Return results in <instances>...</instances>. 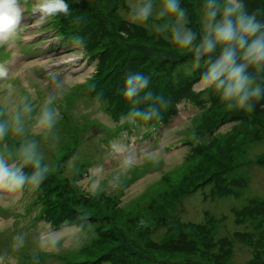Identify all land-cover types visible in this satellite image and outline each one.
<instances>
[{
	"label": "rangeland",
	"instance_id": "374dc122",
	"mask_svg": "<svg viewBox=\"0 0 264 264\" xmlns=\"http://www.w3.org/2000/svg\"><path fill=\"white\" fill-rule=\"evenodd\" d=\"M65 2L69 16L59 14L35 27L34 0H22L25 11L14 42L0 46V63L8 70L0 80V122L9 125L0 153L7 159L21 144L34 142L48 167L38 189L0 192V264H220V256L224 264H264V113L246 112L251 122L238 124L218 120L207 109L218 95L193 91L200 81L194 52L178 48L170 33H156L158 21L143 27L128 23V0ZM81 2L91 12H83L88 22L96 20L90 28L115 25H107L114 31L106 34L103 52L116 44L124 49L115 55V66L103 63V53L88 52L72 40L86 29L81 20H72ZM203 2L181 0L188 26L197 33L195 43ZM247 2L246 9L252 13L255 7L264 22V0ZM128 44L139 50L130 55L122 47ZM153 46L167 51L164 59L141 72L150 64L141 56L152 57ZM167 57L170 64L164 65ZM136 59L142 62L137 72L150 79L138 105L122 94ZM181 60L185 65L173 71ZM159 82L166 86L155 95ZM189 82L198 104L184 98ZM148 92L159 106L144 103ZM45 106L56 114L50 130L36 127ZM175 107L166 120H158ZM134 108H152L156 115L144 120L130 115ZM17 114L20 133L12 127ZM23 171L31 176L34 169ZM152 237L188 250L166 262L162 253L146 248ZM196 246L199 253L193 255Z\"/></svg>",
	"mask_w": 264,
	"mask_h": 264
},
{
	"label": "clouds",
	"instance_id": "9594fccd",
	"mask_svg": "<svg viewBox=\"0 0 264 264\" xmlns=\"http://www.w3.org/2000/svg\"><path fill=\"white\" fill-rule=\"evenodd\" d=\"M24 11L22 0H0V46L14 42ZM30 14H38L33 26L39 27L59 14L69 16L70 6L65 0H34L30 5ZM126 19L138 27H143L150 20L158 21L156 33H170L171 42L178 48L194 52L193 66L205 69L199 83L193 85L194 92L207 93L211 90L228 109L246 112H252L254 101L262 98L264 22L257 18L255 12L250 13L246 9L244 0H204L199 13V43H195L197 33L188 26V12L181 0H128ZM72 40L76 45L84 43L80 36H74ZM7 77L8 70L0 63V80ZM149 83L148 76L134 72L126 77L122 94L126 100L138 105L141 103L140 94ZM152 96L148 92L143 99L149 101ZM130 115L148 120L156 112L152 108L147 112L134 108ZM55 122L56 114L45 106L36 127L50 130ZM12 127L15 132H22L19 114L13 117ZM8 131L9 125L0 122V140ZM9 160L18 162L10 164ZM128 163L132 161L129 159ZM28 166L34 169L31 176L23 171ZM47 173L48 167L42 166V157L34 142L21 144L15 156L7 159L0 153V192L16 194L26 186L36 190Z\"/></svg>",
	"mask_w": 264,
	"mask_h": 264
},
{
	"label": "trees",
	"instance_id": "16d2710c",
	"mask_svg": "<svg viewBox=\"0 0 264 264\" xmlns=\"http://www.w3.org/2000/svg\"><path fill=\"white\" fill-rule=\"evenodd\" d=\"M247 1H248L247 3H249L252 0H247ZM249 4H251V3H249ZM251 11L252 12L256 11V8L255 7H252V10ZM83 12H87L88 15L91 16V12L87 10L86 5L81 2L79 5H77V7H76V13L72 17V20L73 21H77L78 19L81 20L83 22V24L85 25V27H86V29L82 33L83 36H80V37H82L84 39V45L87 48V51L88 52L103 53L104 50H105L104 40L106 38V34L109 33L108 31H114V30H111V29L109 30V26L113 28V27H115V25L113 23H111V24H107V25H109V26H107L105 24V22H104V23H100L99 24V29L97 27H95V26L94 27L91 26V28H90V25H91L92 20H95V19L93 17H91L90 20H89V22H88V20L85 18V15L83 14ZM256 14L257 15L258 14L260 15V13H256ZM62 27H64V26H62ZM62 29L64 30L65 28H62ZM67 29H68V27H66L65 31ZM135 29H137V28H135ZM129 30H131V28ZM98 33L99 34L104 33V34L102 35V37H97V34ZM98 38H99V40H98ZM122 47L128 49L129 52H127V53H130V55L132 54L131 52L134 53V52H137V50H139L138 46L137 47L136 46H131L130 44H128V46H122ZM135 47H136V49H135ZM123 51H124V49L120 48L117 44L114 45L113 47L109 48L106 51V53H103V57H104L103 63L104 64H107V65L109 64L110 66L111 65L115 66L117 64L116 62H117V58H118L117 56L115 57V55L116 54H122ZM155 51L157 53H155ZM148 52L150 53V55H152V57L141 56V58L143 59V62H146V61L149 60L150 64L148 66H146V67H141V63L142 62L139 61L140 59H138V60L136 59L135 62H138L139 65H138V63H134V67H133V70H131V74L134 73V72H137L138 69H139V67H141V69H142L141 72L142 71H145V70L148 72L149 71V68H153L154 65L157 66L158 63L155 62L156 59H158V58L164 59V57L161 56V55H163L167 51L166 50H162L160 48V46H155L154 48H150L148 50ZM127 53L123 54L122 57L124 55H127ZM171 55L174 56L175 53H171ZM112 57H113V60L110 61L109 59H111ZM185 58L188 59L189 57H185ZM169 60H170V57H167V60H165L163 64L164 65L170 64L169 63ZM186 61L187 60H184V61L181 60V61L175 63L173 65V69L172 70L175 71V69L177 68V65L178 64L185 65ZM136 64L138 65L137 67H136ZM204 70L205 69L200 68L197 72H199V74H200ZM199 74H198V76L196 74L194 75V76H197V77H195V79L196 78L198 80L201 79V76L202 75H199ZM185 79L188 80L187 77ZM191 79H192V77H191ZM165 86H166V84L163 85V82H159V84L154 87L155 89H153L155 91V95H158V93L161 90H164L165 89ZM190 86H191V82H189L188 87H185V89H184V93H183L185 95L184 98L186 99V101H190V102L195 103V104L200 103L199 96L198 95H193ZM262 90H264V84H262ZM165 91L167 93V91H170V88L169 89H166ZM263 94L264 93L261 94L262 95V98L260 100L254 101L255 108H254L253 111L256 114H263L264 113V95ZM140 97H141V95H140ZM155 97H152V99L149 100V101H144V103L147 104L149 107L159 106V104L156 105V106H154ZM157 97H159V96H157ZM205 103L208 104L207 102H205ZM207 109H208V111H210L212 113H217V114H215V116H217L218 117V120H220L222 122L223 121H225V122H229V121L231 122V121H233L234 123L238 124L237 122H239V120H241V119H244V120L245 119H249V121L251 122V117L252 116H247L246 115V111H244V110L228 109L220 101L219 96L218 97L216 96L215 101H210V104L207 106ZM175 111H176V107L173 108L172 110L170 109L169 112L167 110L168 113H166L163 116L159 117L158 120H160V122L166 120L168 118L167 116L171 115L172 113H175ZM154 119L157 120V118H154ZM249 125H251V124H249ZM249 125H247V126H249ZM66 208L67 207H62L61 208V212L65 213L66 216H67L68 215V212H65V211H68V210H66ZM58 216H61V214H58L56 216V219L59 218ZM153 230H155V229L153 228ZM211 233H212V231L210 230L209 233H208L209 234V238H210ZM145 246L149 250V252L152 253V254L153 253H162V258L161 259L166 260V262L168 260V259H166L167 256L170 257V255L173 254V253H181V252H185V251L188 250V246L169 243V242H166V240L164 241L163 239L161 241L154 240L153 237L151 239H149V240L146 241ZM199 248L200 247H197L196 246V251H195V254H193V255H196V254L199 253ZM137 253L139 254V256L133 250L130 251V255L131 256L140 257L141 252H137ZM186 253H188V252H186ZM152 254L149 255L147 253H143L142 252V257L143 258H147L149 260H155L154 258H152ZM222 258H225V257L224 256H220V257L217 258V260L221 261L220 264H224L225 263L224 259H222ZM217 264H219V263H217Z\"/></svg>",
	"mask_w": 264,
	"mask_h": 264
}]
</instances>
